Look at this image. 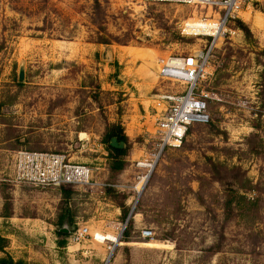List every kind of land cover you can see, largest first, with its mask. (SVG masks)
Segmentation results:
<instances>
[{"label": "rangeland", "instance_id": "rangeland-1", "mask_svg": "<svg viewBox=\"0 0 264 264\" xmlns=\"http://www.w3.org/2000/svg\"><path fill=\"white\" fill-rule=\"evenodd\" d=\"M241 1L238 19L226 24L230 32L212 47L209 74L200 84L213 97L209 123L191 126L178 147L159 154L134 203L135 163L158 154L157 140L129 134L125 167L112 173L106 130L115 124L123 130V118L125 127L154 135V96L182 91L157 78L159 62L205 51L211 38L182 29L186 22L216 18L218 10L0 0V236L7 241L0 260L264 264V0ZM101 39L109 44H98ZM21 65L24 81L18 83ZM115 77L123 84L115 85ZM21 150L87 165L91 184L17 183L13 155ZM122 199L125 218L115 204ZM82 228L89 235L75 241ZM143 230L151 237L142 238ZM106 235H118L117 243Z\"/></svg>", "mask_w": 264, "mask_h": 264}, {"label": "built area", "instance_id": "built-area-1", "mask_svg": "<svg viewBox=\"0 0 264 264\" xmlns=\"http://www.w3.org/2000/svg\"><path fill=\"white\" fill-rule=\"evenodd\" d=\"M123 4L156 5L175 3L199 5L207 9L218 10L217 17L206 22L207 33L198 32L195 21L186 22L182 29L185 35H195L211 38V43L205 51H198L187 56H170L158 64L157 78L182 88L181 92H161L155 95L153 111L155 117V134L157 137L158 154L135 163L140 170L136 183L131 190L135 195L134 203L139 198L159 154L165 148L178 147L189 128L193 125L209 123L208 104L212 95L200 88L209 73L206 68L210 52L217 40L222 38L227 30L226 24L238 19L242 11L241 0H113ZM153 164V165H152ZM13 179L17 183H27L42 187H84L91 184V169L84 164L72 163L63 154L35 151H17L13 155ZM151 232L143 230L142 238L151 237ZM88 234L87 228L78 229L74 240H83ZM96 236H93L96 241ZM118 236V235H116ZM104 242V240L102 241ZM101 242V243H102Z\"/></svg>", "mask_w": 264, "mask_h": 264}, {"label": "trees", "instance_id": "trees-1", "mask_svg": "<svg viewBox=\"0 0 264 264\" xmlns=\"http://www.w3.org/2000/svg\"><path fill=\"white\" fill-rule=\"evenodd\" d=\"M95 2L97 3V0H95ZM235 25H236V27H238L244 33L246 38L247 37L250 38L252 36L250 31H249V29L242 22L236 21ZM98 44L108 45L109 42L106 41V40H102L101 39L100 41H98ZM113 137H115L118 142H123L126 146L128 144V139H127V136L124 134L122 128H120L116 124L109 126L108 129L106 130V133H105V136H104V144H105L109 154L111 155V157L114 158V164L110 168V171L112 173H115V172L117 173V172L122 171L124 169V167H125V163L122 160V158L126 156L127 148H124L122 150H116V149L110 148L109 147V141ZM59 188H63L64 189L66 187L62 186V187H59ZM64 193H65L66 196L69 194L68 191H64ZM111 198H113V200L116 201V199H115V197L113 195H111ZM123 200L124 199H122V202H119V203L115 202V204L121 210L122 218H125V216H126V207L124 206ZM126 223H128V221ZM58 233H59V235H61L63 237H67L68 236V234H63V233H60V232H58ZM6 246H7V241L0 236V252H3L5 250V248H6ZM0 264H21V263H14L10 259H1L0 260Z\"/></svg>", "mask_w": 264, "mask_h": 264}, {"label": "water", "instance_id": "water-1", "mask_svg": "<svg viewBox=\"0 0 264 264\" xmlns=\"http://www.w3.org/2000/svg\"><path fill=\"white\" fill-rule=\"evenodd\" d=\"M113 80H114L115 85H117V86H120L123 84V79H121L120 77H115ZM17 81H18V83H23V81H24V66H22V65L20 66L19 71H18ZM109 147L116 149V150H122L125 148V144L123 142H118L116 140V138L113 137L109 141ZM129 216H130V214H129ZM128 218L126 219V222L128 221ZM59 232L63 233V234L68 233V231H66L65 229H61Z\"/></svg>", "mask_w": 264, "mask_h": 264}, {"label": "crops", "instance_id": "crops-1", "mask_svg": "<svg viewBox=\"0 0 264 264\" xmlns=\"http://www.w3.org/2000/svg\"><path fill=\"white\" fill-rule=\"evenodd\" d=\"M247 17H248V15H247ZM247 17H246V19H247ZM145 86H147L146 88H149L150 90L153 89V84H147ZM143 110H144V108H143ZM120 121H121L120 122V125H121V127L124 128L123 129V132H124V134L126 136H129V134H131L132 136H135V137H138V136L143 137L144 133H147L146 136H147L148 139H155V138L157 139V137L155 135V131L152 132V134H154V135L150 136V134H148V132H151V131H148L147 129H145V131H144V130L141 129V126L140 127H136L135 126L134 129H132V127L129 126V123H127L129 127H125V124H124L125 123V120L123 118H121ZM145 141H147V140H145Z\"/></svg>", "mask_w": 264, "mask_h": 264}, {"label": "bare ground", "instance_id": "bare-ground-1", "mask_svg": "<svg viewBox=\"0 0 264 264\" xmlns=\"http://www.w3.org/2000/svg\"><path fill=\"white\" fill-rule=\"evenodd\" d=\"M195 24H196V27H198V29H199L198 32H200V33L201 32H204V33L208 32L206 29L208 24H206V22L198 21ZM105 237H106L107 241L112 243V244H115L118 241V236H116V235H106Z\"/></svg>", "mask_w": 264, "mask_h": 264}]
</instances>
